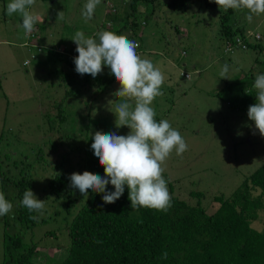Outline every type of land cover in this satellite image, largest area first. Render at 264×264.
<instances>
[{"label": "trees", "instance_id": "obj_1", "mask_svg": "<svg viewBox=\"0 0 264 264\" xmlns=\"http://www.w3.org/2000/svg\"><path fill=\"white\" fill-rule=\"evenodd\" d=\"M192 2L193 0H115L111 8L107 7V17L109 23L118 29L117 35H126L128 39L135 41L139 45L137 53L151 60L157 54L164 53L147 47L148 43L145 44L144 39L157 36L163 29L161 22L171 24L169 29L180 34L182 24H175L170 21V17L172 14H187ZM203 2L208 9L217 7L211 0ZM163 8L169 12V17L161 14ZM245 17L237 16L233 9L223 15L222 22L217 27L223 48L222 56L218 59L213 57L214 63L221 59L225 64L238 51L253 50L257 54L255 62L264 66V44L261 43L263 35L258 32V27L262 24L253 20L248 22ZM213 25L205 23L207 28ZM240 37L244 38L242 43L236 41ZM212 54L213 51H210L209 55ZM77 55L60 54L65 59H59L62 66L56 69V79L65 86L66 91L58 93L54 87L51 97L40 102L37 130L29 133L28 140L39 138L43 149L32 148L30 156H19L16 159L15 155L20 149L0 147L1 192L5 195L7 189L12 188L17 193L11 198L13 208L7 215V222H11L13 232H9L6 225L2 245L3 264H40L37 261L41 253L38 251L39 243L56 239L64 231L68 232L70 247L59 250L67 258L65 256L64 260H52L47 264H264V164L230 194L214 198V204L203 203L206 193L198 188L190 189L184 194L179 187L178 193L176 187L180 185L170 180L171 206L166 211L143 207L138 211L133 210L127 186L121 198L113 204L104 203L102 193L90 191L86 198V195L80 196L77 189L69 187L68 177L85 171L80 163L82 159L87 160L86 171L100 176L105 173L98 161L86 159L82 152L83 155L79 153L84 148L83 145L74 146L73 134L86 127L82 125L78 128L75 124L80 117L67 111L68 99L84 95V92L91 100L88 104H83L88 116L97 96L115 81L107 67L96 78L78 74L73 58ZM164 57L170 62L171 58L174 61L176 59L173 55L164 54ZM182 57L186 58V52L182 51ZM197 67L191 72L186 70L187 64H183L181 76L187 80L194 75L199 76L201 71ZM65 73L68 74L67 78H64ZM256 75L257 73L251 75L250 88L240 92L230 89L224 95L228 106L233 107L235 100L240 97L244 100L245 97L248 98V101H244L247 106L251 101L257 100V90L253 86ZM39 94L37 92L34 95L38 97ZM218 95L222 96L223 93L219 92ZM66 124L72 126V129H66ZM41 130H44L42 137ZM56 150L73 160L72 165H66V159L58 161L60 155ZM6 151H9L8 155H5ZM50 153L55 155L54 161L50 158ZM9 167L14 168V171L18 170L19 180L10 178ZM47 174L48 178H45ZM39 176L46 182V198L52 203L54 214L29 212L21 204L24 191L28 188L33 191ZM114 190L109 184L107 191ZM80 198L84 205L71 219V211ZM33 216L36 219H32ZM255 223L258 224L253 226ZM49 224L54 231L46 232L41 239L36 236L37 227ZM35 236L36 242L31 240ZM165 252L167 259H162ZM42 260L46 261L47 256Z\"/></svg>", "mask_w": 264, "mask_h": 264}, {"label": "rangeland", "instance_id": "obj_2", "mask_svg": "<svg viewBox=\"0 0 264 264\" xmlns=\"http://www.w3.org/2000/svg\"><path fill=\"white\" fill-rule=\"evenodd\" d=\"M114 1L100 0L92 18L85 21L82 9L87 0H35L30 11L38 20L34 25V31L26 38L22 26H18L22 25L21 16L18 13L9 16L7 4L10 0H0V147L20 149L15 155L16 159H19V156L21 158L30 156L32 148L43 149V143L39 142V138L28 140L29 133L37 130L40 102L51 97L54 87L58 93L66 91L65 86L59 84L56 79V69L62 66L60 58L65 59L66 55L78 54L75 52L77 45L70 40L74 33L82 30L86 36H94L97 31L114 33L118 31L109 23L107 17V7L111 8ZM203 1L193 0L188 15L185 13L171 15L170 21L182 24L180 34L169 29L171 24L161 22L163 29L157 36L145 38L144 43H148L147 47H152L157 52L176 57L175 61L170 57V62L161 53L151 59L165 77L161 87L163 95L156 97L152 104L156 112L155 119L157 122L162 119L168 120L187 144V150L182 155H177L174 149L162 164V176L167 181L169 193L171 180L180 185L176 187L178 193L179 187L184 194L190 189L198 188L206 193L203 203L214 204V198L230 194L264 164V136L255 129L247 114L249 106L257 103V100L249 102L250 105L247 106L244 101H248V98L245 97L244 100L240 97L235 100L233 107L227 105L228 101H224L230 89L240 92L250 88L251 75L264 74V66L255 62L257 54L253 50L238 51L230 57L232 60H227L225 64L221 59L214 63L215 60L212 58L218 59L222 56L223 50L217 27L229 9L225 10L218 5L214 9H208ZM211 2L215 3L214 0ZM61 11L64 12V16L58 20V13ZM236 12L237 16L247 15L246 9ZM161 14L166 18L170 16L165 8ZM253 21L262 24L258 27V32L263 35L261 43L264 44V14L254 15ZM206 22L214 25L207 28ZM182 51L186 52V58L182 57ZM210 51H213L212 55H209ZM140 56L142 57L141 54ZM183 64H187L186 70L191 72L198 66L201 74L194 75L190 80L185 79L181 76ZM225 66L228 71L221 76ZM67 77L68 74L65 73L64 78ZM119 87L116 80L109 84L97 96V101L91 110L89 109L88 116L83 104H88L91 100L84 92V95L68 99L67 111L80 117L75 124L78 128L82 125L86 127L73 134L74 146H84L79 153H83L86 159L98 161L91 149L93 142L91 138L96 131L116 132L118 135H127L131 131L126 126L119 129L115 126L116 116L112 111L115 110L117 103L129 100L127 97L118 98L113 95ZM37 92L40 93L38 97L34 95ZM219 92L223 95L219 96ZM109 101L112 102L109 104ZM65 128L72 129V126L66 124ZM43 135L44 130H41L40 137ZM240 141L244 146H241ZM56 152L60 155L58 161L66 159V165H72L73 160L62 156L57 150ZM8 154L9 151H6L5 155ZM50 158L54 161L55 155L50 153ZM80 163L86 171L87 160L82 159ZM8 171L10 178L20 179L18 170L14 171V168L9 167ZM45 178H48V174ZM45 187L44 178L39 176L33 192L38 199L45 200L42 214L51 215L53 207L46 198ZM1 190L0 186V192ZM7 191L5 198L11 202L13 201L11 198L17 193L12 188ZM81 204L82 199L72 209L71 219L84 205ZM7 215L0 216V264L4 261L2 245L6 225L8 231L13 232L11 222H7ZM256 224L258 223L253 226ZM50 226L49 224L37 227L36 236H40L41 239L46 232L54 231ZM36 236L31 237V240L36 242ZM69 247L70 239L66 231L56 239L43 240L38 246L41 253L37 261L40 264H47L52 260L57 262L64 260L66 255L59 248ZM45 255L46 261L42 260Z\"/></svg>", "mask_w": 264, "mask_h": 264}, {"label": "clouds", "instance_id": "obj_3", "mask_svg": "<svg viewBox=\"0 0 264 264\" xmlns=\"http://www.w3.org/2000/svg\"><path fill=\"white\" fill-rule=\"evenodd\" d=\"M34 2L35 0H10L7 4L9 16L14 13L21 16L22 25L18 26H22L26 38L34 31L38 20L30 11ZM214 2L225 10L246 9L245 18L248 22L253 20L254 15L264 14V0ZM99 4L100 0H87L82 9L85 21L92 18ZM63 16L64 12H59L58 20ZM70 40L77 45L78 56L74 58V64L78 74H88L96 78L107 67L120 85L113 95L129 98L117 103L112 112L116 116V128L126 126L131 131L127 135L96 131L91 138V149L105 175L100 176L89 171L82 174L76 172L68 177L69 187L77 189L82 196L88 195L90 191L102 193L104 203L113 204L121 198L127 186L133 210L138 211L143 207L166 211L171 206V197L167 181L162 176V164L174 149L177 155H182L187 150V144L168 120L157 122L155 119L156 112L152 104L156 97L163 95V73L150 59L142 58L137 53L139 45L126 35L97 31L94 36H86L82 30H77ZM243 40L240 37L236 41L242 43ZM227 71L225 66L221 76ZM253 86L257 90V103L249 106L247 114L255 129L264 136V74L256 75ZM109 184L114 187V191H107ZM21 204L29 212L42 214L45 200L38 199L28 188L23 193ZM12 208V203L0 192V216L7 215ZM31 218L36 219L35 216ZM161 258L167 259V253H163Z\"/></svg>", "mask_w": 264, "mask_h": 264}, {"label": "built area", "instance_id": "obj_4", "mask_svg": "<svg viewBox=\"0 0 264 264\" xmlns=\"http://www.w3.org/2000/svg\"><path fill=\"white\" fill-rule=\"evenodd\" d=\"M238 43H241V41H238Z\"/></svg>", "mask_w": 264, "mask_h": 264}]
</instances>
